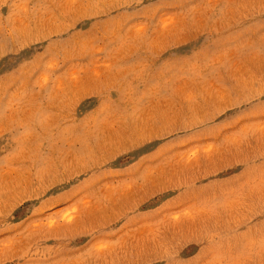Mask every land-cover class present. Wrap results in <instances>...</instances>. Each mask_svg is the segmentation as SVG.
Segmentation results:
<instances>
[{
	"label": "rangeland",
	"instance_id": "rangeland-1",
	"mask_svg": "<svg viewBox=\"0 0 264 264\" xmlns=\"http://www.w3.org/2000/svg\"><path fill=\"white\" fill-rule=\"evenodd\" d=\"M0 264H264V0H0Z\"/></svg>",
	"mask_w": 264,
	"mask_h": 264
}]
</instances>
